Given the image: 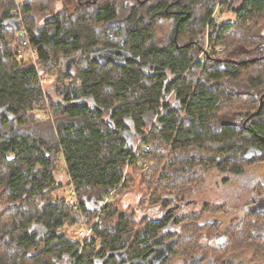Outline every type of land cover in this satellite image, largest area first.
<instances>
[{"label": "trees", "instance_id": "obj_1", "mask_svg": "<svg viewBox=\"0 0 264 264\" xmlns=\"http://www.w3.org/2000/svg\"><path fill=\"white\" fill-rule=\"evenodd\" d=\"M0 1L2 5L11 4L10 0ZM215 3L126 0L124 15L119 16L115 4L108 0L81 4L79 0H65L69 18L59 14L35 32L29 30L30 41L37 47L36 64L14 59L7 39L22 35L8 21L19 17L11 12L14 6L0 11L3 264H30V260L33 264H50L39 255L64 251L74 257L78 254L80 240L70 239L60 230L65 220H76L70 206L65 198L56 201L44 190L55 183L52 169L58 153L80 200V209L88 218L97 212L104 194L120 189L130 179L124 176V166L138 163L132 146L153 117L156 119L143 142L154 143L140 151L156 157L159 146L164 145L170 148L171 158L162 163L163 154L158 155L146 172L144 181L154 184L149 196L152 204H170L165 195L173 189L191 188L194 177L204 171L241 173L252 160L264 162V98L256 112L260 96L264 97V59H256L264 53V0H240L234 7L230 2L236 19L220 22L209 19ZM21 9L26 15L31 3L24 2ZM161 19L168 20L171 28L167 40L158 43L154 33ZM205 26L210 29L208 41L212 46L224 45L228 37L224 50L206 55L207 60L198 58L207 45L201 34ZM88 49V60L79 61L73 55L76 60L71 68L63 70L64 75L74 77L77 64L76 79L80 81L68 89H57L54 122L41 120L32 113L44 97L39 64L48 63L57 53L68 57ZM106 50L124 51L131 57L124 63L93 59ZM250 65L256 68L244 77L242 72ZM171 92L175 94L173 104H167ZM228 101L238 108L223 111ZM218 159L222 162L217 163ZM161 189L170 193L159 192ZM260 192L264 194V185ZM31 195L37 197L35 207L30 206ZM114 213L103 207L92 226L93 236L86 243L91 245L99 236L102 248L116 249L132 237L134 252L141 254L155 236L154 222L142 218L141 226L136 227L132 222L135 214L126 213L112 222ZM34 221L47 227L50 235L45 246L36 244L42 249L29 259L36 236L29 235L27 229ZM91 250L82 251L75 264H92Z\"/></svg>", "mask_w": 264, "mask_h": 264}, {"label": "flooded vegetation", "instance_id": "obj_2", "mask_svg": "<svg viewBox=\"0 0 264 264\" xmlns=\"http://www.w3.org/2000/svg\"><path fill=\"white\" fill-rule=\"evenodd\" d=\"M87 1L79 0L80 4ZM223 1L216 0V7ZM216 11V8L213 9L209 16L212 22H217L214 18ZM262 33L264 35V30ZM205 40L210 51L203 48L198 58L204 54L209 56L221 52V47L209 46L208 35ZM256 59H264V53L256 56ZM174 96L175 94L172 95V102ZM263 98V95L259 98L261 105ZM133 148H136L135 143ZM221 162L222 160H217V163ZM250 163L241 173L207 170L200 176L201 183L204 179L208 181L207 175L212 172L215 177L220 176L230 182L229 186L224 187L233 202L228 206H221L211 199L199 200L201 196L197 189L201 184H195L196 177L191 188L186 191L173 189V193L165 195L170 204L164 205L163 201L155 203L161 209L159 218L142 217L152 220L156 228L153 240H150L141 254L134 252L132 237L116 249H104L103 240L98 236L92 239L91 245L86 243V239L80 241L77 256L84 250L92 249V264H264V212H260L264 210V194L260 192L263 184L259 183V174L254 172L258 160ZM249 166L251 170H246ZM186 195L187 198L183 200ZM2 202L0 197V217L5 211ZM102 209L103 206L99 205L97 211L101 212ZM49 232L47 227L36 221L27 229L29 235L36 236L34 244L30 245L27 255L29 259L45 246ZM3 236L0 230V251H3ZM37 243H42V246L36 248ZM39 256L41 260H49L50 264H75L77 260V256L66 251ZM0 264H3L1 253Z\"/></svg>", "mask_w": 264, "mask_h": 264}, {"label": "rangeland", "instance_id": "obj_3", "mask_svg": "<svg viewBox=\"0 0 264 264\" xmlns=\"http://www.w3.org/2000/svg\"><path fill=\"white\" fill-rule=\"evenodd\" d=\"M30 2L32 9L29 13L24 14V12H21V5H23L24 2ZM109 2H113L118 9V14L120 16V13L124 15V7L126 0H108ZM2 2V1H0ZM10 3H6V5H2L0 3V11L4 8L9 6L12 8V13L16 11L18 17L21 19V26L25 27V30L27 32V36L30 38V29L32 32H35L38 28L46 25L48 22H50L54 17H56L59 14H62V16H65L69 18L70 14L65 9L64 2L65 0H10ZM45 2V3H44ZM230 0H227L226 2H222V4L219 7L214 6V9L216 8V13L214 14V18L217 20V22H220L222 20L227 21H234L236 19V14L234 13L232 9V5H238L239 0L237 3H233L231 6L228 5L230 3ZM233 6V7H234ZM76 10H74L75 16ZM23 13V14H22ZM60 16V15H59ZM71 17V18H72ZM97 27V26H96ZM170 22L168 20L161 19L155 28V39L158 43H163L167 40L168 35L170 33ZM203 33L202 36L204 38L207 37L210 29L205 26V28L202 29ZM201 31V32H202ZM24 37V35L20 36H14L10 35V37L7 39V42L11 44V47L14 45L15 41H19ZM228 37L225 39L224 45L222 44H216V47H221V52L224 50V47H226ZM206 40L204 42V46L206 45ZM213 44L209 43V46H212ZM99 49L98 47H95L94 50ZM91 50L88 49L83 54H77V52H71L68 57L77 55L79 58L77 60H88L90 56ZM202 52V51H201ZM201 52L199 53V56L201 55ZM218 52V53H221ZM223 56V55H222ZM68 57L61 56L60 53H57V56H51L48 63L45 64H39V80L42 87V90L44 92V97L42 100H40V104L37 109L33 110V114H38L41 117V120H44L46 118L51 119L54 122L53 115L55 110L53 108L54 100L58 96L57 95V89H68L70 85L73 84H79L78 79H76L77 75V64L74 65V77H68L66 74L64 75V68L70 66L68 65ZM201 58L203 60L206 59V54L202 55ZM15 59V58H14ZM16 60V59H15ZM18 61V60H17ZM27 62L26 60H24ZM66 65V66H65ZM256 67L252 65L248 66L246 69L243 70L242 74L244 77L250 75L253 70ZM198 75H201V72H198ZM174 93L171 92V96L166 100L168 104H173L172 102V95ZM169 96V95H168ZM246 98V97H244ZM242 98V99H244ZM233 107H237L236 103H233V101H228L226 105L223 106V111L230 112ZM252 107V106H250ZM155 117L150 119L148 125L142 129L143 133L141 136L135 139V150H133V153L135 155H138L137 158L139 159L138 163L135 165H125L124 166V176H127L129 179L126 185L122 186L120 189L111 190L110 195L107 193L103 195L102 202L100 206H105V208H109V211L115 212L113 216L112 222H117L118 217L120 214H131V212H134V219H132V222L135 223L136 227H140L142 223V217L147 218H159L161 214V209L159 205H155L149 202V196L151 194L152 188L154 184L151 186L147 182H145V176L146 172L150 169V166L154 164L156 159L158 158V155L163 154L162 157V163L167 162L171 158L170 148L167 146L161 145L159 146L158 151H156V157L153 156V154H144L143 151H140V148H144L146 150L150 149L152 144L154 143V140H150V143H144V137L149 134L150 127L152 126L153 122L155 121ZM246 119H244V122ZM231 124L232 121H229ZM23 129V128H22ZM26 131V130H25ZM139 153V154H138ZM13 155L10 154L9 158H12ZM58 160L56 161L55 165L53 166V176H54V185H51L50 187H47L44 190H48V193L51 194L54 198V200H58L60 198H65L67 202V206H70L71 212L74 214V218L76 220H70L67 219L64 221L61 231L66 234V236L70 239L80 240L83 241L84 239H90L93 236V231H89V229L92 228L94 223L97 221L100 212L97 211L95 214H93L90 218L87 217V214L82 211L80 208V200L78 196H76L75 189L72 186L66 165L62 159L61 153L57 154ZM259 165V166H258ZM254 172H257L259 174V183L264 185V162H258L256 163ZM0 167H4V165L0 164ZM127 167V168H126ZM246 170H251V167L249 166ZM207 175L208 181L204 179V181H201V177H196L195 184L200 185L199 189L197 191H200V198L199 200L204 199H211L214 202H219V205L228 206V204L233 203L232 199L230 200V194L227 193L226 189L224 187H227L230 185V182L227 181V179H222L220 176H216L213 174ZM152 174V173H151ZM213 174V175H212ZM211 175V176H210ZM153 179V178H152ZM200 182V183H199ZM222 184V185H221ZM197 185V186H198ZM221 185V186H220ZM4 190L0 187V192ZM228 190V189H227ZM230 191V190H228ZM159 192L162 193H170L168 190H159ZM161 193V194H162ZM227 193V194H226ZM31 201L32 204L30 206H36V195H31ZM192 197V195H191ZM244 198V197H243ZM105 200V201H104ZM106 202L105 204H102ZM174 201V200H173ZM4 198V203H5ZM28 206V204H27ZM80 209V211H79ZM30 224V223H29ZM89 231V232H88ZM87 235V236H86ZM87 239V240H88ZM88 242V241H87Z\"/></svg>", "mask_w": 264, "mask_h": 264}, {"label": "built area", "instance_id": "obj_4", "mask_svg": "<svg viewBox=\"0 0 264 264\" xmlns=\"http://www.w3.org/2000/svg\"><path fill=\"white\" fill-rule=\"evenodd\" d=\"M13 13L16 14V11H14ZM20 31H21L20 32L21 35H24V37L21 40L14 42V45L12 46L13 56L18 61L29 60L33 64H36V59H37V55H38L37 54V47L34 44H32V42L30 41V38L27 36V32L25 30V27L21 26ZM205 49L207 51H210V49L207 46H205ZM133 150H135V149L133 148ZM110 194H112V193L109 192L108 195H110ZM105 203L106 202L103 201L102 204H105ZM91 230H92V228L89 229V231H91Z\"/></svg>", "mask_w": 264, "mask_h": 264}, {"label": "water", "instance_id": "obj_5", "mask_svg": "<svg viewBox=\"0 0 264 264\" xmlns=\"http://www.w3.org/2000/svg\"><path fill=\"white\" fill-rule=\"evenodd\" d=\"M8 23H12L13 25H15L16 27V30L19 31L21 30V23H20V19L17 18V19H12V20H9ZM120 54V55H118ZM130 55L127 53V52H124V51H119V50H106V51H103V52H98L96 53V55L94 56V60L100 62V63H105L107 61H110V60H113L115 61L116 63H124L126 60H129L130 59ZM68 65L72 64L75 60H76V57L75 56H72L70 58H68ZM71 67L68 66L67 69H70ZM261 105V103H260ZM260 105H259V108L258 110L256 111L257 113L260 111ZM134 147V145L132 146V148Z\"/></svg>", "mask_w": 264, "mask_h": 264}, {"label": "bare ground", "instance_id": "obj_6", "mask_svg": "<svg viewBox=\"0 0 264 264\" xmlns=\"http://www.w3.org/2000/svg\"><path fill=\"white\" fill-rule=\"evenodd\" d=\"M127 168V167H126ZM105 201V200H104Z\"/></svg>", "mask_w": 264, "mask_h": 264}]
</instances>
